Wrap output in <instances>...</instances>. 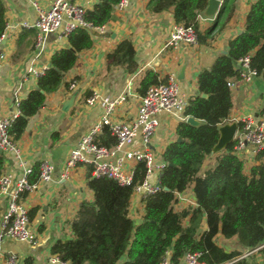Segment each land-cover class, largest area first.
<instances>
[{
    "label": "trees",
    "instance_id": "trees-1",
    "mask_svg": "<svg viewBox=\"0 0 264 264\" xmlns=\"http://www.w3.org/2000/svg\"><path fill=\"white\" fill-rule=\"evenodd\" d=\"M119 1L98 0L84 10L83 21L92 27L105 25ZM207 1L148 0L147 11L158 15L172 9L175 24L192 27L198 43L204 44L220 30L214 24L204 33L199 32L197 17ZM5 13V4L0 0V39L6 26ZM66 41V47L51 55L50 66L37 77L35 87L19 100V114L8 129L12 142L21 138L28 120L44 107L50 94L61 86L68 87L64 76L75 67L78 54L92 45L89 31L80 27L72 30ZM134 55L132 42L124 40L106 55V69L122 68L133 73ZM244 57H248L256 75L264 77V0L250 5L244 30L228 41L226 51L218 54L208 68L200 70L197 92L187 100L183 112L184 117H193L200 124L191 126L182 121L176 126L175 136L180 141L175 139L164 149L161 159L166 167L160 174V188L142 200L139 223L134 224L129 217L132 187L119 186L105 177L93 178L92 168L87 167L86 185L93 200L81 202L68 223L73 238L56 241L50 249L52 255L68 264H162L171 251L170 264H179L187 253H199L206 264H264V149L256 153L257 164L248 174L234 152V143L212 156L211 166L202 171L217 142V127L230 118L232 99L227 83L239 77L237 61ZM165 82L166 78L159 79L147 70L140 78L137 93L142 96L148 87ZM96 142L107 147L116 144L107 128L101 130ZM5 161V153L0 152V175ZM38 168L39 164L32 169L30 182L37 180ZM143 177L144 167L139 164L135 181ZM187 190L196 207L175 209V194ZM203 220L206 229L201 231ZM218 233L225 239L237 237L239 246L248 252L246 256L238 250L227 253L218 247L214 242Z\"/></svg>",
    "mask_w": 264,
    "mask_h": 264
},
{
    "label": "crops",
    "instance_id": "crops-1",
    "mask_svg": "<svg viewBox=\"0 0 264 264\" xmlns=\"http://www.w3.org/2000/svg\"><path fill=\"white\" fill-rule=\"evenodd\" d=\"M51 1L3 0L6 22L10 24L0 39V52L5 54L0 72V110L6 115L14 112L15 101L21 100L36 85L37 78L28 74V68L40 70L43 66L47 67L51 55L67 46L66 38L59 37L61 27L58 32L46 36L37 58L36 31L23 27V24L31 25L34 22L36 6L46 10ZM69 1L87 10L98 0ZM219 1L220 6L213 16L206 17L203 11L198 15L197 22L200 33H204L214 24L220 30L212 40H207L204 44L198 43L192 49L173 50L166 46L171 27L175 24L172 9L151 15L147 11L148 0H128L124 10L112 12V19L103 25L102 32L89 30L92 45L78 54L75 67L64 76L63 82L68 87L61 86L47 97L44 107L28 120L25 132L16 142L20 149V158L25 161L26 167L34 169L36 165L47 161L54 166V173L50 183L39 185L22 199L29 211L30 226L37 235L36 244L31 246L25 242L0 241V264L10 253L17 256V264H59L51 262L55 258L50 252L52 245L56 241L73 238L68 224L70 219L81 202L93 200V193L88 189L85 177L90 165H79L71 171L68 178L61 177L69 151L103 115L107 102L125 97L124 102L116 105L111 114L113 122L129 121L135 117L140 96L137 85L147 70L156 73L159 79L174 73L180 94L186 100L195 96L200 70L208 68L218 54L226 51L228 41L244 30L246 15L250 5L256 0ZM25 31L29 33H23ZM124 40H130L133 44L136 70L133 73L122 68L107 70L106 55ZM71 83L75 84L72 90L69 89ZM228 83L231 84L229 89L232 99L228 122H236L239 126L244 118L259 120L264 117V77L255 76L249 83L238 77L228 80ZM93 92L98 97L89 107L86 100ZM66 104L68 107L63 110ZM158 120L159 126L151 149L161 158L166 146L176 139L175 129L182 121L181 116L176 114H161ZM137 144L136 140L134 146ZM5 155L3 170L17 178L20 169L14 155ZM210 159L207 158L202 171L211 166ZM240 159L243 161L245 174L257 164L256 153L250 145L242 151ZM181 197H185L187 201H177L174 204L175 209L196 207L190 190L182 193ZM5 204L2 199L0 220ZM142 209V202L131 196L129 217L134 224L139 223ZM205 229L203 220L200 230ZM214 242L227 253L236 250L241 251L243 256L248 253L239 246L237 237L225 239L218 233ZM170 255L171 251L166 255V264H170ZM256 256L261 261V257L257 254ZM179 264H185L184 260Z\"/></svg>",
    "mask_w": 264,
    "mask_h": 264
},
{
    "label": "built area",
    "instance_id": "built-area-1",
    "mask_svg": "<svg viewBox=\"0 0 264 264\" xmlns=\"http://www.w3.org/2000/svg\"><path fill=\"white\" fill-rule=\"evenodd\" d=\"M128 5V0H120L113 8V11H122ZM84 10L72 4L69 0H52L48 9L36 6V17L31 25L23 24L25 28H32L36 31L35 51L36 57L40 55L47 35L54 34L62 27L59 37L66 36L75 28L80 27L86 30H103L101 27H92L83 21ZM10 24L6 22L5 28ZM198 45L196 33L192 27L182 24H174L171 27L166 46L173 49H192ZM5 54L0 52V72ZM48 67L43 66L40 70L28 68L29 75L37 78L42 75ZM239 78L249 83L256 75V72L249 66L248 57L237 61ZM228 87L231 84L227 83ZM75 88V84H69V89ZM97 93L86 100L90 107L97 100ZM125 97L121 96L116 100L105 104L103 115L83 135L77 145L72 148L64 163L62 178H68L70 171L79 165H90L93 178H108L119 186L132 187V197L142 200L160 188V174L166 167L161 158L151 149V143L159 126L158 116L161 114L179 115L181 121L186 122L188 116H183L187 105L186 98L180 94L178 81L174 73L166 77L165 83L150 86L142 96H139L136 107V114L132 120L113 122L111 114L116 105L124 102ZM19 100L15 101L16 110L10 115L0 110V152L14 155L17 166L20 169L17 178L5 170L0 175V201L5 200V210L0 220V241L12 240L25 242L34 246L37 242V235L30 226L29 211L22 202L23 195L35 191L39 185L48 184L52 181L54 166L43 161L39 164L38 178L30 182L32 169L26 167L24 160L20 158V149L16 142H12L8 129L12 121L18 116ZM234 137V152L240 158L242 151L247 145L252 146L255 153L264 149V117L254 120L251 117L244 118L239 123ZM103 128H107L110 135L115 138L114 146L98 145L96 138ZM137 146H134L135 141ZM141 164L144 167V177L141 181H135L136 167ZM182 193H176V203L186 202ZM52 263L68 264L58 260L56 256ZM183 260L185 264H206L200 260L199 253H187ZM18 258L15 254H8L2 264H17ZM166 264V261L162 262Z\"/></svg>",
    "mask_w": 264,
    "mask_h": 264
},
{
    "label": "water",
    "instance_id": "water-1",
    "mask_svg": "<svg viewBox=\"0 0 264 264\" xmlns=\"http://www.w3.org/2000/svg\"><path fill=\"white\" fill-rule=\"evenodd\" d=\"M220 6L219 0H208L207 6L204 9V16L211 17L214 15V12L218 10ZM50 64H48L47 67H49ZM201 97L205 98L206 96L204 94L201 95ZM68 105L64 107L63 110H66ZM186 123L191 126H198L200 122L193 117H187ZM238 128V125L236 122H225L222 125H219L217 127L218 132V139L213 148L211 149V152L208 155V159H210L212 156L220 154L221 152L225 151L227 146L231 143H233V137ZM176 141H180V138H177ZM164 190H167V188H163Z\"/></svg>",
    "mask_w": 264,
    "mask_h": 264
},
{
    "label": "rangeland",
    "instance_id": "rangeland-1",
    "mask_svg": "<svg viewBox=\"0 0 264 264\" xmlns=\"http://www.w3.org/2000/svg\"><path fill=\"white\" fill-rule=\"evenodd\" d=\"M204 165V164H203ZM203 168V167H202ZM70 173H71V171H70Z\"/></svg>",
    "mask_w": 264,
    "mask_h": 264
}]
</instances>
